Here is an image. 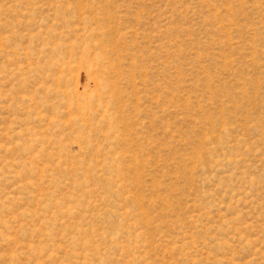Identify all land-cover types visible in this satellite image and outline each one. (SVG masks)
<instances>
[{
  "label": "rangeland",
  "instance_id": "1",
  "mask_svg": "<svg viewBox=\"0 0 264 264\" xmlns=\"http://www.w3.org/2000/svg\"><path fill=\"white\" fill-rule=\"evenodd\" d=\"M0 264H264V0H0Z\"/></svg>",
  "mask_w": 264,
  "mask_h": 264
}]
</instances>
